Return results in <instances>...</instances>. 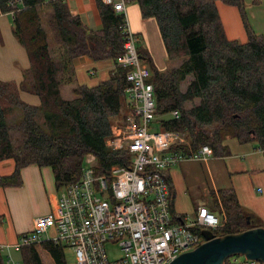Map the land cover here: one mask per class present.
<instances>
[{"label":"trees","instance_id":"1","mask_svg":"<svg viewBox=\"0 0 264 264\" xmlns=\"http://www.w3.org/2000/svg\"><path fill=\"white\" fill-rule=\"evenodd\" d=\"M217 1L239 10L244 44L226 38ZM129 2L139 5L142 18L155 20L167 58L182 60L177 68L159 71L144 56L155 100L152 130L185 133L193 150L208 146L215 155L227 153L226 139L255 140L264 148V39L249 27L244 1ZM97 8L101 26L90 30L63 0H0L1 12L13 15L12 34L29 60L19 84L0 81V162H14L12 175L0 178L1 187H19L20 170L37 165L50 169L58 192L78 180L89 154L95 157L98 176L108 175L113 166L129 167L127 149L105 146L113 131L111 119L130 112L127 69L115 63L107 80L94 87L75 86L71 100L62 96V87L74 82L73 59L116 62L123 52V15L99 0ZM20 92L38 97L39 105L23 101ZM218 195L214 213H224L226 224L213 231L215 236L259 228L231 189ZM65 249L52 242L22 247L21 264H67ZM6 259L0 250V264ZM224 264L237 263L230 258Z\"/></svg>","mask_w":264,"mask_h":264},{"label":"built area","instance_id":"2","mask_svg":"<svg viewBox=\"0 0 264 264\" xmlns=\"http://www.w3.org/2000/svg\"><path fill=\"white\" fill-rule=\"evenodd\" d=\"M123 15V52L116 64L127 69L125 94L130 112L115 126L105 146L113 151L127 149L128 168L113 166L108 175L95 174V157L87 155L79 178L57 193L50 214L34 219L29 232L20 234L13 247L1 251L52 242L75 254L76 264H170L193 251L205 240L201 230L213 231L226 224L225 214L200 208L195 217L175 220L171 212L169 188L164 172L182 161H206L208 146L193 150L182 132L150 130L155 119L151 71L138 56L137 37L126 15L129 0H101ZM171 115L178 117L177 112ZM54 230L56 236L42 240ZM195 230H199L196 232ZM108 245H116L121 256L110 259ZM7 255V264L12 262ZM237 264H256L244 258Z\"/></svg>","mask_w":264,"mask_h":264},{"label":"crops","instance_id":"3","mask_svg":"<svg viewBox=\"0 0 264 264\" xmlns=\"http://www.w3.org/2000/svg\"><path fill=\"white\" fill-rule=\"evenodd\" d=\"M63 1L88 29L96 30L101 26L98 0ZM243 1L249 27L264 39V0ZM216 8L226 38L244 44L247 36L239 10L220 1L216 2ZM126 15L129 26L137 37L136 50L142 62L144 56H147L159 71L171 69L172 65L167 58L155 20L142 18L136 2L126 5ZM11 16L0 10V81L19 84L23 80V72L29 67V60L25 49L12 34ZM144 64L148 66L146 62ZM72 67L74 82L63 89L67 93L63 97L66 100L73 98L72 89L77 85L94 87L107 80L115 62H95L87 56H80L72 60ZM20 97L28 104L39 105V99L35 95L20 92ZM256 143L225 140V155H215L211 151V156L206 161H182L165 171L172 214L178 218L190 217L196 215L200 208L214 212L217 209L215 201L219 203L218 193L231 189L241 209L249 214L254 225L264 228V148ZM13 172L12 160L0 162V178L8 177ZM20 178L19 187L0 186V245L10 248L15 246L20 234L32 229L35 218L47 215L46 212L54 206L58 193L48 168L27 166L20 170ZM25 208L34 210L28 223L17 219V214ZM5 251V255H15L11 250Z\"/></svg>","mask_w":264,"mask_h":264},{"label":"water","instance_id":"4","mask_svg":"<svg viewBox=\"0 0 264 264\" xmlns=\"http://www.w3.org/2000/svg\"><path fill=\"white\" fill-rule=\"evenodd\" d=\"M200 234L205 242L170 264H224L226 260L238 256L264 264V228L224 236H215L208 230H201Z\"/></svg>","mask_w":264,"mask_h":264},{"label":"rangeland","instance_id":"5","mask_svg":"<svg viewBox=\"0 0 264 264\" xmlns=\"http://www.w3.org/2000/svg\"><path fill=\"white\" fill-rule=\"evenodd\" d=\"M10 15H12V14H10ZM11 17H13V15L11 16ZM138 47V46H137ZM169 62H171V68L172 67H178L180 64H181V62H182V60L181 59H175V60H170ZM190 81V77L189 78H187V80L185 81V83H183L182 84V86H181V90L182 91H184L185 90V88H186V86H187V84H188V82ZM66 86V85H65ZM64 89V86L62 87V96L63 97H66V91L65 90H63ZM197 103V102H196ZM129 114V110H124L119 116H117V117H115V118H112L111 119V122L113 123V128L117 125V126H120L121 124H120V120H121V118L123 117V116H126V115H128ZM167 118L169 117V116H166ZM150 130H152V128L150 129ZM156 131V130H155ZM227 140H229V139H226V141ZM225 141V140H224ZM223 141V142H224ZM255 141V140H254ZM257 142V141H256ZM256 144H258V142L256 143ZM196 205H198V203H196ZM52 211H53V206L51 207V209L48 211V212H46V214H50V213H52ZM33 213H34V210H26V208L25 209H23V211L21 212L20 211V213H18L17 214V219L19 220V221H21L22 223L24 222V223H28L29 221H30V217L33 215ZM216 214V213H215ZM174 215V214H173ZM218 215V214H217ZM175 216V215H174ZM195 217V215L194 216H190V217H188V221H190V219H193ZM175 218H178L177 216H175ZM54 236H56V233H55V231L54 230H48V232L47 233H45V234H42V236H41V239L42 240H47V238H53ZM15 250L12 248L11 249V252L14 254L15 253V255L13 256L12 255V262L13 263H18V264H21V257H20V253H19V251H16V252H14ZM106 251H107V253H108V256H109V258L110 259H116V258H118V257H120L121 256V253H120V251H119V249L116 247V245H108L107 247H106ZM7 252L6 251H4V254H6ZM9 255V254H8ZM64 255H65V259H66V263L67 264H76V259H75V254L73 253V251H71V250H68L67 248L65 249V252H64ZM7 256V255H6ZM243 257H241V256H238L237 258L235 257V258H231V260H236V259H242ZM256 264H261V263H259V262H255Z\"/></svg>","mask_w":264,"mask_h":264}]
</instances>
